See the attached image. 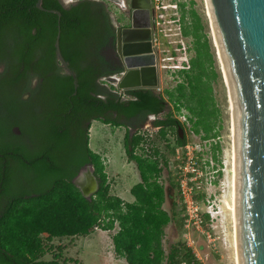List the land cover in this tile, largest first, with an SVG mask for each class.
Wrapping results in <instances>:
<instances>
[{
    "label": "trees",
    "instance_id": "trees-1",
    "mask_svg": "<svg viewBox=\"0 0 264 264\" xmlns=\"http://www.w3.org/2000/svg\"><path fill=\"white\" fill-rule=\"evenodd\" d=\"M37 1L0 0V264H67L65 246H57L55 239L86 236L98 228L114 231V250L129 264H198L185 242L166 252V226L172 221L183 226L175 201L179 181L159 147L153 145L147 154L139 150L146 141L139 131L155 116L151 123L157 134L167 138L172 131L177 145H184L186 135L180 139L177 132L184 126L169 104L174 102L177 110L186 105L198 116L197 133L202 126L205 138L218 135L210 122L216 115L211 79L217 74L201 16L195 8L187 9L188 2H179L181 31L193 37L196 55L191 68L182 71L186 82L168 92L169 101L157 89L143 87L123 90V98L103 80L111 81L114 74L102 53L113 34L107 4L43 1L46 9L61 12L60 47L76 74V87L56 52L59 16L39 9ZM92 120L127 127L125 152L141 178L131 187L133 202L112 192L105 160L89 145ZM14 126L23 128L21 135ZM87 163L99 179L90 198L73 182ZM18 171L24 176L19 182ZM47 252L52 258L42 259Z\"/></svg>",
    "mask_w": 264,
    "mask_h": 264
},
{
    "label": "water",
    "instance_id": "water-1",
    "mask_svg": "<svg viewBox=\"0 0 264 264\" xmlns=\"http://www.w3.org/2000/svg\"><path fill=\"white\" fill-rule=\"evenodd\" d=\"M55 41L58 59L78 81L60 47L61 12ZM126 20L115 22L114 52L122 75L120 89L160 85L153 26L148 0H130ZM217 53L229 84L237 179L238 264H264V0H206ZM112 78V77H111ZM180 139L185 129L178 127ZM73 182L90 198L99 189L93 166L86 164Z\"/></svg>",
    "mask_w": 264,
    "mask_h": 264
},
{
    "label": "rangeland",
    "instance_id": "rangeland-1",
    "mask_svg": "<svg viewBox=\"0 0 264 264\" xmlns=\"http://www.w3.org/2000/svg\"><path fill=\"white\" fill-rule=\"evenodd\" d=\"M105 1L109 6L110 12L114 14L120 21H125V14L118 9V0H101ZM170 2L176 0H168ZM178 2H188L187 9L193 7L197 10L202 18V22L205 26L204 32L210 42V51L214 56L213 69L216 72V77L211 79L212 85V95L214 100V106L216 110V115L210 117V122L215 124V130L219 138L216 139L218 146H214L215 141H211L212 146L209 143H202L204 148V155L208 158L214 157V164L217 168L220 166L223 168L219 175L215 174V183L212 186H208L207 192L209 194L215 195V209L218 214L213 220H210L208 224L205 225L206 234L197 230H190L186 235V230L183 226H179L176 221H172L168 226H166V236L164 239V247L166 252L172 244H181L185 242L187 246L191 247L195 253L198 264H237L235 258V249L233 242V222H232V160H233V139H232V111L229 101V91L225 83V77L221 63L219 61L217 48L215 46L213 31L208 16V9L206 0H194L193 6L189 3V0H177ZM181 9H169L167 13V18L181 16ZM190 19V17H189ZM168 34L161 38L160 48L164 54H169V51H174L178 45L186 44L188 47L187 55L180 52L178 56L182 59L193 58L196 55V49L193 45V37L184 36L181 29L176 23H167ZM176 55V54H175ZM185 76L182 72L178 74H170L164 70L160 71V85L157 91L163 93L165 98L169 101V91H175L178 84L185 81ZM188 90V88H187ZM189 91V90H188ZM205 99L207 101L208 94H205ZM202 95V97L204 98ZM209 103V101H207ZM199 103V102H198ZM172 111L177 112L174 102H169ZM192 105V103H191ZM201 105V104H199ZM208 106V105H207ZM185 109L188 110L191 115V126L194 128L195 122L198 116L193 114L186 105H183ZM205 108L206 106H201ZM169 108V109H170ZM213 108V105H210ZM150 118L143 128H154L152 125V120ZM4 122V121H3ZM5 124V122H4ZM19 127V126H18ZM14 129V128H13ZM22 130L23 128H20ZM134 128L131 130L133 131ZM185 134L188 141H203L202 134L205 130L202 126H199L200 133L195 132L193 134L191 130L186 127ZM195 129V128H194ZM25 130V129H24ZM23 130V131H24ZM127 132V127L125 125L116 126L110 123H105L101 120H95L90 128V147L96 152H101L106 163V172L108 176L114 181L115 185L112 186L117 193L118 191L125 192L124 197L132 201L133 195L130 192V187L141 181L139 171L137 169L136 163L129 161L127 154L125 152L124 138ZM21 135L22 133H17ZM216 137V136H215ZM27 139V137H26ZM154 145L159 147L162 153L169 155L171 150L166 147L167 144L170 146L177 145V135L170 131L167 138H162L157 131L154 133L153 137ZM205 144V145H204ZM219 149V157L214 156V151ZM139 152V151H138ZM105 153H107L105 155ZM168 173L164 171V182L166 187L169 186L167 180ZM23 175L18 171L17 181L23 179ZM118 187V190L117 188ZM121 189V190H120ZM168 194V192H167ZM178 196L176 198V203ZM171 198L168 196L165 202V208L168 210L171 208ZM178 204V203H177ZM179 208V207H178ZM179 211V209H178ZM177 211V212H178ZM178 218H182V212L178 214ZM183 219V218H182ZM181 220V219H180ZM56 245L68 246L69 250L67 255L70 257L68 264H129L122 256L116 257L115 251L113 249V241L111 238V233L107 230L96 229L86 236H76L73 239H60L55 241ZM64 244V245H63ZM65 252V251H64ZM117 258V259H113ZM42 259L50 260L51 255L46 254ZM185 264V263H183Z\"/></svg>",
    "mask_w": 264,
    "mask_h": 264
},
{
    "label": "built area",
    "instance_id": "built-area-1",
    "mask_svg": "<svg viewBox=\"0 0 264 264\" xmlns=\"http://www.w3.org/2000/svg\"><path fill=\"white\" fill-rule=\"evenodd\" d=\"M78 0H63L65 4H72ZM154 11L153 26L155 33V47L157 50V67L159 72L164 70L170 72V74H178L183 70H189L191 68V58H180L178 54L183 52L187 55L188 46L186 44L178 45L174 51H169V54H164L160 48V40L162 37L168 34L166 27L167 23H176L181 29L180 18L172 17L167 18L169 9H179V2L168 0H151ZM182 32V31H181ZM176 54V55H175ZM122 75H112L111 81L107 80L116 86V92H118L123 98H126L123 89L118 87ZM159 88V87H158ZM157 88V89H158ZM155 118V116H152ZM174 117L183 124V128L191 130L195 134V129L191 126V115L188 110L183 106L177 112H174ZM158 130L154 128H142L140 133L145 137L146 141L141 145L143 149H139L145 154L152 151L154 145L153 137L154 133ZM205 134H202L203 141H188L184 145L173 146V150L169 153L168 158L171 169L177 174V180L179 181V195L177 203L182 211L183 228L186 230V235L190 230H197L202 233H207L205 225L210 220H213L218 211L215 209V195L209 194L207 188L215 183V174L223 169L220 166L217 168L214 164V157L208 158L204 155V148L202 143H209L212 146L211 141L214 142V146H218L216 137L205 138ZM205 145V144H204ZM219 149L214 151V156L219 157ZM209 186V187H208ZM200 196V197H199ZM209 215V218H206Z\"/></svg>",
    "mask_w": 264,
    "mask_h": 264
},
{
    "label": "flooded vegetation",
    "instance_id": "flooded-vegetation-1",
    "mask_svg": "<svg viewBox=\"0 0 264 264\" xmlns=\"http://www.w3.org/2000/svg\"><path fill=\"white\" fill-rule=\"evenodd\" d=\"M105 2V1H104ZM148 2L150 3L151 7L153 6L151 0H148ZM131 1L130 0H118V9H120L125 15L127 14H130V11L132 10L131 9V5H130ZM105 4H107L105 2ZM108 6V5H107ZM109 7V6H108ZM118 19L117 17L114 16L113 13H111V24L113 26V34H111V36L109 37L107 43L103 44L102 46V53L105 55L107 61H108V67L110 69H114V68H118L120 66V61L118 60V58L116 57L115 55V52H114V46H115V43H114V36H115V31H116V25H115V22H117V20L115 21L114 19ZM112 79V78H111ZM151 119L154 118V117H150ZM93 121V120H92ZM92 121H91V125H92ZM15 132L17 133H22V131L19 129L18 126H14V129H13ZM186 135V134H185ZM87 164H91L92 163H87ZM86 165V164H85ZM84 165V166H85ZM83 166V167H84ZM93 166V165H92ZM82 167V168H83ZM81 168V169H82ZM80 169V171H81ZM93 170H94V166H93ZM79 171V172H80ZM79 174V173H78ZM77 174V175H78ZM94 174H95V171H94ZM76 175V176H77ZM96 175V174H95Z\"/></svg>",
    "mask_w": 264,
    "mask_h": 264
},
{
    "label": "bare ground",
    "instance_id": "bare-ground-1",
    "mask_svg": "<svg viewBox=\"0 0 264 264\" xmlns=\"http://www.w3.org/2000/svg\"><path fill=\"white\" fill-rule=\"evenodd\" d=\"M207 9L208 6H207ZM208 13H209V10H208ZM213 38H214V35H213ZM215 42V40H214ZM216 46V45H215ZM219 57V61H220V56L218 55ZM221 63V61H220ZM222 66V64H221ZM224 73V72H223ZM224 77H225V83L227 85V88H228V91H229V84H228V80H227V77L224 73ZM230 94V92H229ZM230 101V99H229ZM230 105H231V101H230ZM231 108V107H230ZM231 131H232V139L234 141V124H233V121H232V126H231ZM232 170H233V175H232V192H231V197H232V203H231V212H232V222H233V228H234V232H233V242H234V249H235V258H236V261H237V264L239 262V258H238V242H237V179H236V173H235V170H236V158H235V148H234V142H233V160H232Z\"/></svg>",
    "mask_w": 264,
    "mask_h": 264
},
{
    "label": "crops",
    "instance_id": "crops-1",
    "mask_svg": "<svg viewBox=\"0 0 264 264\" xmlns=\"http://www.w3.org/2000/svg\"><path fill=\"white\" fill-rule=\"evenodd\" d=\"M156 47H157V46H156ZM94 121H95V120L92 121V124H93ZM90 128H91V127H90ZM98 153L102 154L101 152H98ZM106 154H107V153H105V155H106ZM108 178H109V181L111 182V185H112V186L115 185L114 181H113L109 176H108ZM116 185H118V184H116ZM116 185H115V186H116ZM118 186H120V185H118ZM116 188H117V190H118V187H116ZM120 190H121V189H120ZM130 190H131V187H130ZM130 192H131V191H130ZM113 193L116 194V195H118V196H120L121 198H123L125 201H128V202H133V201L135 200V197H134V195H133L132 193H131V194L133 195V199H134L133 201H132V199H131V200H128L127 198L124 197V195H125V192H124V191H122V192H121V191H120V192L118 191V192L116 193L115 190L113 189ZM109 232L111 233V238H112V234L114 233V231H109ZM75 237H76V236H75ZM73 238H74V237H72V238H68V239H73ZM61 239H65V238H61ZM56 240H57V239H55V241H56ZM112 241H113V240H112ZM63 245H64V244H63ZM64 246H65V245H64ZM113 249H114V246H113ZM68 250H69V247H68V246H65V249H64V251H65V252H64V255H65L67 258H70V257L67 255ZM114 251H115V250H114ZM46 254L51 255V258H52V254H51L50 252H47ZM46 254H45V255H46ZM45 255H44V256H45ZM115 255H116L117 258L121 256V255L118 254L116 251H115ZM44 256H43V257H44ZM117 258H113V259L115 260V259H117ZM123 258H124V257H123ZM124 259H125V258H124ZM125 260H126V259H125ZM126 261H127V260H126ZM67 264H68V263H67Z\"/></svg>",
    "mask_w": 264,
    "mask_h": 264
}]
</instances>
